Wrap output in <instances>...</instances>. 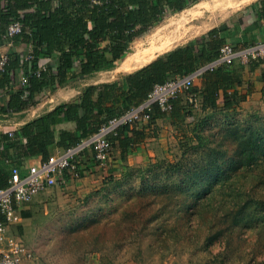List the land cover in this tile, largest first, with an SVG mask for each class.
Listing matches in <instances>:
<instances>
[{
	"label": "rangeland",
	"instance_id": "1",
	"mask_svg": "<svg viewBox=\"0 0 264 264\" xmlns=\"http://www.w3.org/2000/svg\"><path fill=\"white\" fill-rule=\"evenodd\" d=\"M239 1L247 0H196L153 24L130 50L139 41L148 46L152 29L175 26L173 19L186 35L174 46L184 44L244 12ZM121 59L91 79H110ZM231 96L233 108L203 109L195 98L178 128L151 123L135 152L124 162L118 157L116 173L93 169L74 191L37 194L41 205L18 229L31 251L25 262L264 264V90L245 101ZM116 155L112 147L106 169Z\"/></svg>",
	"mask_w": 264,
	"mask_h": 264
},
{
	"label": "trees",
	"instance_id": "2",
	"mask_svg": "<svg viewBox=\"0 0 264 264\" xmlns=\"http://www.w3.org/2000/svg\"><path fill=\"white\" fill-rule=\"evenodd\" d=\"M194 2L196 0H56L54 5L52 0H0V44L8 42L4 38L8 25L19 20L22 30L9 38L11 45L30 46V51L18 52L13 48L6 53L7 62L0 70V89L5 90L9 98H0V111L24 110L35 105V94L47 88L65 86L77 77L112 68L116 61L124 59L138 36L167 13L178 12ZM33 5V11L20 12ZM252 7L255 20L248 25L247 31L257 27L260 20L264 22V0H256ZM224 42L219 29L212 28L112 82L85 86L77 99L59 103L37 120L26 123L12 139L2 135L5 142L0 156L8 148L15 147L17 160L38 155L45 159L52 145L61 150L75 146L80 139L96 132L101 123L140 104L155 84L189 74L215 60ZM242 43L232 45L244 47L248 44L246 37ZM28 54L31 59H25ZM53 54H56L53 63L40 67L41 60ZM262 60H252L248 65L252 69ZM234 64L218 65L196 77L200 87L193 88V85L188 93L200 100L203 109L218 107L220 102L225 108L235 106L237 101L230 98L229 90H234L241 81ZM21 71L27 83L14 87L13 82ZM261 79L264 81V71ZM251 91L249 85L248 91L234 90L232 95L240 94V99L244 100ZM170 103L168 112L154 104L147 124L139 125L141 120L124 124L116 135L109 136L112 147L119 148L121 160L146 139L147 127L157 119L169 118L176 128L185 122L192 103L186 94L178 95ZM65 121L73 123L74 129L59 130L56 139V125ZM112 172L114 168H109L108 174ZM8 176L0 166V187L7 184Z\"/></svg>",
	"mask_w": 264,
	"mask_h": 264
},
{
	"label": "built area",
	"instance_id": "3",
	"mask_svg": "<svg viewBox=\"0 0 264 264\" xmlns=\"http://www.w3.org/2000/svg\"><path fill=\"white\" fill-rule=\"evenodd\" d=\"M97 2V0H93ZM35 8L33 5L32 9ZM22 24L19 20L11 22L4 38L8 39L20 33ZM29 50L30 46H22ZM28 54L25 59H31ZM264 59V40L255 42L244 47L235 48L232 44L226 43L219 48L218 56L212 62L198 68L197 70L183 75L175 76L164 83L155 84L152 90L140 104L132 106L121 114L114 116L100 124L98 130L91 135L80 139L73 147L58 150L46 159L28 167L25 174L20 173L17 166L11 168L7 184L0 187V264H22L24 260L31 258V251L18 239L5 235L6 225L15 224L20 221L17 206L31 202L34 197L44 192L47 188L57 184H63L66 178L78 180L83 177L86 170L81 165L80 158L84 150H91L94 167L108 166L112 151V144L109 136H114L120 126L132 124L135 121L148 120L154 104H157L163 112L171 109L170 100L178 95L186 94L189 101L195 98L188 94V90L194 85V80L203 71L212 69L218 65H231L233 62L248 64L252 60ZM7 62L6 53L0 54V70H3ZM43 64L40 63V67ZM39 67V68H40ZM27 83L26 76L18 72L14 87ZM83 162V161H82Z\"/></svg>",
	"mask_w": 264,
	"mask_h": 264
},
{
	"label": "crops",
	"instance_id": "4",
	"mask_svg": "<svg viewBox=\"0 0 264 264\" xmlns=\"http://www.w3.org/2000/svg\"><path fill=\"white\" fill-rule=\"evenodd\" d=\"M235 1L238 2V0H235ZM3 2H4V0H3ZM239 2L245 4L244 12H242V11L237 12V14L234 17H231L230 20H227L224 23L213 25V26L209 27L207 30L203 31L201 34H198V35L192 37L191 39H189L186 43H188L189 41H191L195 37H198L202 34H205L207 31H209L212 28H218L220 35H223L226 42H224L222 45H224L226 43L234 44L237 42H239V45H241V44H243L242 42L245 41V37H246L247 42H248L247 45H250L249 44L250 41H253L255 43V42H259V41L264 40V22L263 21L260 20L257 27H255L254 29H252L250 31H247L248 25L251 24L255 20L254 9H253L252 5L256 2V0H247L244 2H242V1H239ZM52 3L55 5L56 0H52ZM33 10L34 9H32L30 7V8H27L25 10H21L20 12L21 13L22 12H30ZM169 14H171V13H167L165 16H167ZM185 36L186 35H184L182 33H178V34H176V36L174 35V37L170 36L169 41L171 39H176L178 37L184 39ZM186 43H184V44H186ZM184 44H181V45H184ZM181 45H179V46H181ZM12 46L13 45H10L9 42L0 44V54L1 53H8L10 51V49L14 48ZM176 47H178V46H174L171 49L168 48L164 51L167 52V51L172 50ZM20 48L22 50H19ZM15 50H17L18 52H22L24 49L22 48V45H21V47L15 48ZM132 51H133V49L130 50V52L128 54L132 53ZM160 54H162V53L159 52V53L154 54V57L151 60H153L155 57H157ZM55 55L56 54H53L49 58H43L41 60V63L42 64L53 63ZM151 60H149L147 63H149ZM118 61H116V63H118ZM147 63H144L143 65H145ZM119 64H120V66L116 65L117 66L116 68L121 69V70L120 71L117 70V71H119V73L117 72V74L112 76L110 79H103V80H99V79L92 80L91 79L92 77H95V75L100 73L102 71L101 70V71L95 72L91 75L81 76V77H77L75 79H72L65 86H56L52 89L47 88L46 90L42 91L41 93L35 94V98H36L35 105H32V106H30L24 110L13 111V112H8V113L0 111V149L3 148V143L5 142V140H3V138H2V135H8L9 139H12L14 137V133L16 131H18L26 123L37 120L42 114L52 110L59 103L69 102V101L77 99L85 86L95 85V84H100V83H105V82H112V81L116 80L117 78H119L121 75L132 72V71L143 66V65L135 66L131 69L125 70L122 67L121 62ZM237 64H240V65L238 66ZM223 65H225V64H223ZM234 66H235L234 69H236L235 73H236L237 77L239 78V80L241 81V84L234 87V90L240 92L243 87H247V91H248V86L251 85L252 91L247 94V96H246L247 99H249V96L251 94L254 97L257 96L256 98L261 97L262 90H264V81L261 79V74L264 71V60H262L261 63L255 65L252 69L250 68V66L248 64H242L240 62H235ZM112 68H115V65ZM105 70H107V69H105ZM194 83L197 85V87H200V80L199 79H197L196 81L194 80ZM234 90L233 89L229 90V93L232 95V92H234ZM0 98L7 100L9 98V95L6 93L5 90L0 89ZM220 105H223V102L222 103L220 102L219 106ZM161 119L164 121L170 122L169 118H161ZM158 121H159V119H157L155 122L157 123ZM61 129L72 130V129H74V125H73V123L68 122V121L61 122V123L57 124L56 125V131L57 132H56V136H55L56 139H58L57 134H58V131ZM148 129L149 128H147V130ZM113 147H114V151L116 152L117 155H116L115 159L111 162V164L113 163L111 166H112V168H114V172L116 173L118 171V167L120 165V164H118L119 163L118 157L120 155H119V148L117 146H113ZM136 148H137V146H136ZM135 149L128 152L125 159L122 161L124 162L127 159V157H129V155L131 153L135 152ZM58 150H61V148L56 146V145H52L49 148V154L52 155L55 152H57ZM16 154H17V150L15 149V147H10V148H8V150H5V152H3V156H0V166L2 167L3 171H5L7 174H10V169L14 166H17L20 169L21 174H25L27 172L29 166L37 164L39 161L44 160L40 155L27 157V158L22 159V160H20V159L17 160ZM122 161L120 158V162H122ZM80 162H81L82 166L86 167V170L84 171L85 173H83V177L81 179L72 180V179L66 178L65 183L61 184L58 182L57 184L51 186L50 188H47L44 192H42L41 195H43L45 193H49L51 190L74 191L75 188L78 187V185L81 183L83 178H86V179H84V181H86L87 179L93 178L94 174L91 175V173H93V171L90 167L91 166L93 167L95 163L93 162L91 150H89V149L84 150V152L82 153V156L80 158ZM95 169H98V171L100 169H102V171H103V169H105L108 173V168L106 169V168H103L102 166H96V167H94V170ZM87 177H89V178H87ZM37 199L38 198H34L31 202H29L27 204H20L19 206L16 207L17 208L16 210L20 216V221L15 223V224H7L6 225L5 235L7 237H13L15 239L20 240L23 243L21 236H20V233L18 232V229L20 231H22V229H24L23 225L32 216V211L34 209L33 207L36 205V202L39 205H41L40 201ZM25 261H27V260H24L22 262V264H30L29 262H25Z\"/></svg>",
	"mask_w": 264,
	"mask_h": 264
},
{
	"label": "bare ground",
	"instance_id": "5",
	"mask_svg": "<svg viewBox=\"0 0 264 264\" xmlns=\"http://www.w3.org/2000/svg\"><path fill=\"white\" fill-rule=\"evenodd\" d=\"M199 5L200 4L197 3L195 7ZM176 20L177 22H181L178 19ZM174 21L175 19L172 20L175 26H173L172 23H168V24L166 23L162 26L155 28L150 34V37H149L150 41L148 42V46L144 47L140 41L137 42L133 48L134 49L133 52L130 54H127L125 58L121 60L122 67L126 70V69H131L135 66H140V65H143L144 63H147L149 60L153 58L154 52L151 49L154 45H157L156 49L159 52H162L168 48L173 47L174 44L182 40V38L178 37L176 39H171L169 41L170 36L172 37H174V35L176 36V34L180 33L182 29L178 27Z\"/></svg>",
	"mask_w": 264,
	"mask_h": 264
}]
</instances>
